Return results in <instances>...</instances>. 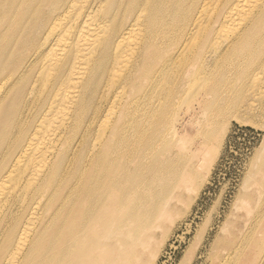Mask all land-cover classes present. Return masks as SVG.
<instances>
[{"label": "bare ground", "instance_id": "1", "mask_svg": "<svg viewBox=\"0 0 264 264\" xmlns=\"http://www.w3.org/2000/svg\"><path fill=\"white\" fill-rule=\"evenodd\" d=\"M263 77L264 0H0V264H27L74 197L129 209L170 190L193 172L177 140L240 119ZM56 237L70 264L75 239Z\"/></svg>", "mask_w": 264, "mask_h": 264}, {"label": "rangeland", "instance_id": "2", "mask_svg": "<svg viewBox=\"0 0 264 264\" xmlns=\"http://www.w3.org/2000/svg\"><path fill=\"white\" fill-rule=\"evenodd\" d=\"M180 67L177 63L173 73ZM252 94L240 119L225 118L212 132L197 126L177 140L182 150L194 153L190 175L169 180L171 189L149 201L127 194L123 203L134 204L129 209L88 210L84 197H74L47 225L27 264L59 261L60 231L75 239L70 264H239L247 253H261L255 264H264V246L251 248L253 239L264 240V77ZM188 110L183 102L178 116L186 121ZM200 141L203 146L195 149ZM72 201L74 208L68 209ZM99 201L92 197L89 204ZM151 210L155 218L139 230L124 221ZM91 211L94 221L87 224Z\"/></svg>", "mask_w": 264, "mask_h": 264}]
</instances>
